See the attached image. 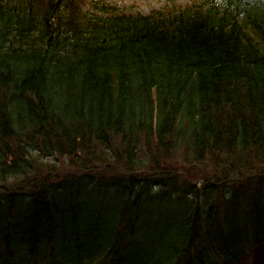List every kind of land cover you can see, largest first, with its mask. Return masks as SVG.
Wrapping results in <instances>:
<instances>
[{
	"label": "trees",
	"instance_id": "trees-1",
	"mask_svg": "<svg viewBox=\"0 0 264 264\" xmlns=\"http://www.w3.org/2000/svg\"><path fill=\"white\" fill-rule=\"evenodd\" d=\"M251 154L264 0H0V264H238L264 243Z\"/></svg>",
	"mask_w": 264,
	"mask_h": 264
},
{
	"label": "rangeland",
	"instance_id": "rangeland-1",
	"mask_svg": "<svg viewBox=\"0 0 264 264\" xmlns=\"http://www.w3.org/2000/svg\"><path fill=\"white\" fill-rule=\"evenodd\" d=\"M96 1L100 6L114 7L127 14L147 13L154 9L162 8L167 0H76L77 6L83 12H89L90 2ZM176 5L186 6L196 0H173ZM67 172V171H66ZM260 261V263H259ZM239 264H264V244L254 249L250 254L240 260Z\"/></svg>",
	"mask_w": 264,
	"mask_h": 264
},
{
	"label": "bare ground",
	"instance_id": "bare-ground-1",
	"mask_svg": "<svg viewBox=\"0 0 264 264\" xmlns=\"http://www.w3.org/2000/svg\"><path fill=\"white\" fill-rule=\"evenodd\" d=\"M251 156L253 158V162H252V164L249 163L247 168L253 167L252 170L256 172V173H254L256 175L264 174V164L261 161H259L254 155L251 154ZM255 163L257 164V166H253V164H255ZM210 214L212 215L211 212H210Z\"/></svg>",
	"mask_w": 264,
	"mask_h": 264
}]
</instances>
